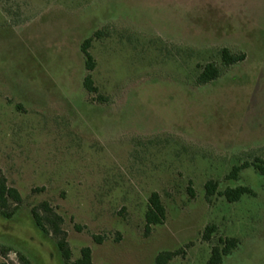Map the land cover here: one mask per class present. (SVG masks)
Instances as JSON below:
<instances>
[{"label":"rangeland","instance_id":"obj_1","mask_svg":"<svg viewBox=\"0 0 264 264\" xmlns=\"http://www.w3.org/2000/svg\"><path fill=\"white\" fill-rule=\"evenodd\" d=\"M93 85L84 94L80 46L93 33ZM244 60L201 88L218 52ZM264 161V0H0V174L20 198L0 217V264H61L29 212L46 203L62 220L70 262L205 264L211 244L235 239L222 264H264V178L232 167ZM246 187L227 204L204 185ZM192 192L193 197H190ZM155 193L163 225L143 237ZM91 237L101 239L95 245ZM3 250L8 251L2 254Z\"/></svg>","mask_w":264,"mask_h":264},{"label":"trees","instance_id":"obj_2","mask_svg":"<svg viewBox=\"0 0 264 264\" xmlns=\"http://www.w3.org/2000/svg\"><path fill=\"white\" fill-rule=\"evenodd\" d=\"M107 38L105 31H98L80 46V55L83 61L84 77L82 78L81 87L86 95L90 98L92 103L96 105L105 104L107 101L98 93V89L93 85L91 73L94 70V63L89 55V49L93 42H98ZM219 67L213 63H208L198 68L196 75L193 78V87L201 88L216 82L223 72L241 63L244 59L242 55H231L226 50L218 52ZM251 169L259 178H264V161L260 162L255 159L252 163H243L240 166L232 167L225 180H236L239 173ZM217 184L207 182L204 185V199L208 202L214 195L222 198L227 204H236L243 197H254L250 189L246 187H236L233 189L226 188L221 193H217ZM190 197H193L192 192H189ZM20 205V198L16 190L8 188L6 181L0 174V217L5 220L11 219L18 211ZM29 217L33 227L39 231L44 237L51 238L54 242L56 251L59 255L61 264H91V253L88 248L79 251V257L74 262H70V252L67 247L66 237L61 229L62 220L56 215L53 210L46 203L39 204L29 212ZM165 219L164 208L160 203L158 196L155 193L149 195L146 201V209L143 215V237L147 238L152 228L160 227L163 225ZM215 232L212 226L204 228L200 241L210 246L209 256L205 264H222L223 260L230 257L233 250L238 246L235 239H218L217 242L211 244V235ZM95 245L101 243L98 237H91ZM5 251L3 250L2 254ZM181 251L175 252H162L157 254L154 258L153 264H168L174 258L181 255ZM21 264H29L24 257L18 256Z\"/></svg>","mask_w":264,"mask_h":264}]
</instances>
